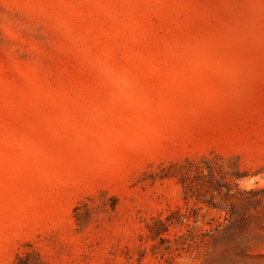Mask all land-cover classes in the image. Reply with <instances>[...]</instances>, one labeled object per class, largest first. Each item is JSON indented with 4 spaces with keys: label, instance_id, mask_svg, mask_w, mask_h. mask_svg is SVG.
<instances>
[{
    "label": "rangeland",
    "instance_id": "rangeland-1",
    "mask_svg": "<svg viewBox=\"0 0 264 264\" xmlns=\"http://www.w3.org/2000/svg\"><path fill=\"white\" fill-rule=\"evenodd\" d=\"M0 264H264V0H0Z\"/></svg>",
    "mask_w": 264,
    "mask_h": 264
}]
</instances>
